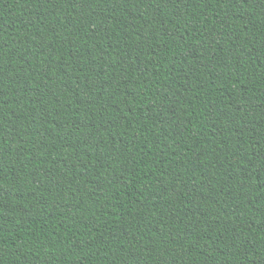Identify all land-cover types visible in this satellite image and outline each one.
Returning a JSON list of instances; mask_svg holds the SVG:
<instances>
[{"label":"trees","instance_id":"obj_1","mask_svg":"<svg viewBox=\"0 0 264 264\" xmlns=\"http://www.w3.org/2000/svg\"><path fill=\"white\" fill-rule=\"evenodd\" d=\"M0 264H264V0H0Z\"/></svg>","mask_w":264,"mask_h":264}]
</instances>
